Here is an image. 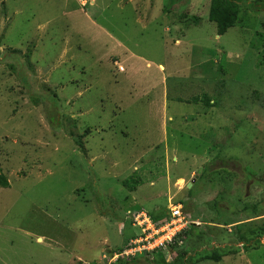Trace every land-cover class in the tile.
<instances>
[{
    "label": "rangeland",
    "instance_id": "1",
    "mask_svg": "<svg viewBox=\"0 0 264 264\" xmlns=\"http://www.w3.org/2000/svg\"><path fill=\"white\" fill-rule=\"evenodd\" d=\"M209 3L0 0V264H145L129 215L174 204L200 264H264V0Z\"/></svg>",
    "mask_w": 264,
    "mask_h": 264
},
{
    "label": "trees",
    "instance_id": "2",
    "mask_svg": "<svg viewBox=\"0 0 264 264\" xmlns=\"http://www.w3.org/2000/svg\"><path fill=\"white\" fill-rule=\"evenodd\" d=\"M240 4H241V0H210L209 10H208V21L210 23L215 24L217 36L221 37L225 35L229 29L237 25L239 21ZM252 5L253 7L258 8L257 3H253ZM255 10L264 11V6H261V9H255ZM205 103L208 102L205 101ZM128 182L126 180L124 184H127ZM133 184H136V182H133ZM0 187L1 188L9 187L8 182L1 175H0ZM129 190L134 191L135 188H129ZM174 205L181 206V204H174ZM184 216L186 217V215ZM262 216L264 215L249 220H254V219L256 220ZM150 218L151 221L157 224L158 226L165 224V222H167L169 219V211L166 213L165 216L158 214V215H151ZM193 227L194 226H192L191 229L189 230L181 232L172 243L167 244L166 249H170V251L173 252L175 255V257L172 259L171 262L165 263L162 257V252L163 250L166 249H159L151 253H148L143 257L145 264H200L205 261L220 262V260L224 256H227L230 253L233 254L232 251L225 250V247L223 248L224 252L222 253H219V250L222 251V249H218L215 247H212L213 249H211V251H205L204 253L196 252L194 248L195 242L198 240L210 241V236L207 234H200L196 230L191 231L192 229H198L197 227L195 228ZM253 232L254 233L252 234L256 235V239L261 236L263 237L264 224L260 226L258 229H255ZM242 241H244V239ZM242 241H239V244L242 243L245 245L250 244L248 243L249 241L246 243ZM149 255L150 256L153 255L154 258L152 260H149L148 258ZM136 262H137L136 259H130L128 261H124V263H117V264H136Z\"/></svg>",
    "mask_w": 264,
    "mask_h": 264
},
{
    "label": "built area",
    "instance_id": "3",
    "mask_svg": "<svg viewBox=\"0 0 264 264\" xmlns=\"http://www.w3.org/2000/svg\"><path fill=\"white\" fill-rule=\"evenodd\" d=\"M119 71L123 69L119 67ZM133 226L140 227L142 236L137 241L132 242L129 247L121 253L113 256L111 262H115L122 256H133L136 252L148 251L153 252L159 249H166L167 244L172 243L175 238L183 231L189 230L190 226L199 225L197 222L189 221L182 213L180 205H173L169 207V219L165 224L157 225L143 213L138 212L129 215ZM180 244V242H179Z\"/></svg>",
    "mask_w": 264,
    "mask_h": 264
},
{
    "label": "clouds",
    "instance_id": "4",
    "mask_svg": "<svg viewBox=\"0 0 264 264\" xmlns=\"http://www.w3.org/2000/svg\"><path fill=\"white\" fill-rule=\"evenodd\" d=\"M118 69H119V68H118ZM116 254H119V253H116ZM116 254H114V255H116ZM114 255H113V256H114ZM113 256H112V257H113Z\"/></svg>",
    "mask_w": 264,
    "mask_h": 264
},
{
    "label": "crops",
    "instance_id": "5",
    "mask_svg": "<svg viewBox=\"0 0 264 264\" xmlns=\"http://www.w3.org/2000/svg\"><path fill=\"white\" fill-rule=\"evenodd\" d=\"M262 217H264V216H262ZM261 218V217H260Z\"/></svg>",
    "mask_w": 264,
    "mask_h": 264
}]
</instances>
